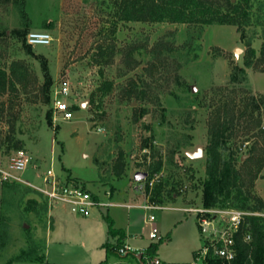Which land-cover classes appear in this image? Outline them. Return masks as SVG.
<instances>
[{"label": "rangeland", "instance_id": "obj_1", "mask_svg": "<svg viewBox=\"0 0 264 264\" xmlns=\"http://www.w3.org/2000/svg\"><path fill=\"white\" fill-rule=\"evenodd\" d=\"M115 1L0 0V67L7 70L17 61L27 70L23 82L0 93V159L29 156L30 164L17 175L30 185L42 186V177L51 169L61 182L77 184L105 201L104 192L112 190L108 201L133 206L145 202L144 193L133 190V174L161 163L154 174L162 184L159 204L185 210L152 211L158 232L171 231V241L159 243L157 254L166 249L172 260H190V248L202 244L196 214L189 209L201 207L210 114L218 105L234 104L241 110L264 96V58L259 51L264 5L256 4L250 24L238 30L117 21ZM31 31L48 33L50 44L26 46L23 37ZM104 81L112 83L111 91L91 101ZM60 82L70 86L63 101L72 115L53 123L47 97L51 99L53 86ZM253 117L264 127L262 105ZM240 123L228 144L243 160L255 143L262 144L257 129L246 132V124ZM197 145L202 156L189 158L187 153ZM7 146L12 147L8 154ZM240 165L241 160L236 167ZM17 185L0 189V264L32 242L43 247L45 261L14 264H98L105 253L100 247L106 239L104 217L127 213L110 208L102 216L84 218L60 206L43 212L32 202L41 205L39 194ZM153 192L154 187L151 198ZM250 193L264 202V165ZM149 212L129 209L138 232H148L143 219ZM129 262L138 264L132 258Z\"/></svg>", "mask_w": 264, "mask_h": 264}, {"label": "trees", "instance_id": "obj_2", "mask_svg": "<svg viewBox=\"0 0 264 264\" xmlns=\"http://www.w3.org/2000/svg\"><path fill=\"white\" fill-rule=\"evenodd\" d=\"M264 5V0H116L115 17L117 21L124 22H148V23H170L187 25H219L233 26L238 30L243 29L250 24L252 10L256 4ZM264 32V30H263ZM24 34V39H25ZM26 46H28L26 44ZM30 47V46H28ZM260 58H264V41L260 46ZM132 50L128 51V63H130ZM254 55L253 49L250 50ZM27 53H30L28 50ZM251 57V56H250ZM245 64L249 66L246 60ZM45 70V67H44ZM242 80L246 79L243 69H240ZM49 79L48 74H44ZM27 76L26 67L17 61L10 63L7 70L0 67V93L8 87H13L25 80ZM112 89V83L104 81L97 87L94 93L90 95V100L95 95L106 96ZM47 101L51 99L47 97ZM1 102V106H3ZM264 107V96L260 97V102L252 99V103H245L240 110H235L234 104L230 108L227 105H218L213 108L208 121V138L204 147V178L201 181V207L205 209L212 208H235L244 211L264 213V202L251 195L250 190L258 177V173L264 165V127H261V120L254 118L255 111ZM45 119L50 125V114L45 115ZM246 124L245 131L250 132L257 129V138L261 142V147L255 143L249 150V156L242 160V155L238 156L237 149L229 146L228 142L233 138L240 127L241 122ZM15 149V145H13ZM12 147L7 146V154ZM241 160L240 167H236L237 161ZM123 163H120L115 170L120 175ZM161 163L155 166L148 165L144 172L150 179L159 172ZM160 181V180H159ZM17 183H5L1 188H14ZM162 184L157 183L154 186V196L152 201L160 203ZM42 203L37 204L41 211L45 212L47 204L45 200L38 195ZM155 197V198H154ZM107 224V234L109 237L116 238L115 243L105 242L102 248L105 251V259L100 264H109L111 257L117 260H123L117 254L116 249L124 244V233L120 229H114L112 220L105 216ZM27 230V229H25ZM248 234L250 240L243 241V235ZM169 236V235H168ZM236 257L232 264H264V218L251 216L245 219L244 225L234 236ZM150 244L146 252L154 255L158 244ZM43 247L32 242L26 249H23L13 259L5 264L13 262H44L45 257L41 252Z\"/></svg>", "mask_w": 264, "mask_h": 264}, {"label": "built area", "instance_id": "obj_3", "mask_svg": "<svg viewBox=\"0 0 264 264\" xmlns=\"http://www.w3.org/2000/svg\"><path fill=\"white\" fill-rule=\"evenodd\" d=\"M52 38L46 32L31 31L25 36L28 46L50 44ZM71 93L67 82H60L53 86L51 93V117L52 122L56 120L68 121L71 118V109L63 101ZM31 158L25 154H17L0 159V189L5 183H18L28 187L38 193L46 202L48 211L53 206L67 208L70 212L81 216L89 217L93 211L106 212L111 207L140 208L150 211L144 219V224L148 225V237L150 240L158 241L161 237L155 227L156 217L152 211H162L170 209L151 200L150 191L159 182V176L148 179L145 177L141 181H136L133 187L135 192L143 194L145 202L138 206L117 205L108 201L110 193L105 192V200H101L91 195L77 184L61 182L51 169H48L42 177V186L30 185L17 175V172L24 171L30 164ZM148 191V192H147ZM185 210V209H183ZM190 212L196 214V222L199 234L202 237V244L197 248L186 262L164 261L156 254L149 255L144 250H135L130 245L124 243L116 249L121 257L131 256L138 264H232L236 257L234 236L244 225L247 217H263L264 213L244 211L235 208H212L205 209L190 208ZM248 234L243 235V241L248 242Z\"/></svg>", "mask_w": 264, "mask_h": 264}, {"label": "crops", "instance_id": "obj_4", "mask_svg": "<svg viewBox=\"0 0 264 264\" xmlns=\"http://www.w3.org/2000/svg\"><path fill=\"white\" fill-rule=\"evenodd\" d=\"M106 192H109L110 193V198L112 197V194H113V192H112V190H110V191H106ZM104 195H105V192H104ZM97 197V196H96ZM99 198V197H98ZM173 198H175V197H173ZM100 199V198H99ZM110 200V199H109ZM114 204H116V203H114ZM117 205H129L128 203H126V204H117ZM167 207V206H166ZM111 208H119V209H125L126 210V214H125V216L123 217H120L119 218V216L117 215V214H115L114 215V217L112 218H110L108 215H106V216H108L111 220H112V222H113V227H114V229H120V230H122L123 231V233H124V239H123V241H124V243H126V244H128V245H130L131 247H133L135 250H144V249H147V247L150 245V244H153V243H156L157 241H153V240H150L149 239V237H148V232H146V231H143V232H138V226H139V224L136 222V220L134 219V217L130 214V213H128V211H129V209L130 208H126V207H111ZM133 208V207H132ZM169 208V207H168ZM110 209V208H109ZM108 209V210H109ZM184 208H182V207H177V208H174V209H169V210H176V211H179V212H182V211H184L183 210ZM107 210V211H108ZM169 210H167V211H169ZM107 211H106V213H107ZM48 213H49V211H48ZM95 213V214H94ZM94 214V215H93ZM93 215V217L92 218H96V216L97 215H103V212H99V211H93L92 213H91V215L90 216H92ZM89 216V217H90ZM84 218H87V217H84ZM119 221V222H118ZM143 222H144V219H143ZM156 227V226H155ZM158 234L161 236V240L162 241H164V240H166V241H171V231H163L162 233L160 232H158ZM169 235V236H168ZM45 236H46V245H47V241H48V230H47V232H46V234H45ZM49 237H50V234H49ZM116 238L117 237H114V238H111V237H109L108 236V234H107V230H106V239H105V241L103 242V243H101V245H100V247L102 248V245L105 243V242H110V243H114L115 241H116ZM144 240L146 241V242H144ZM166 246H168V244L166 245ZM199 247V246H198ZM197 246H194L193 248H190L191 249V252H190V254H191V256H192V253L198 248ZM103 249V248H102ZM157 249H158V247H157ZM157 249H156V251H155V254L158 256V257H160L161 259H163L164 261H168V262H186V261H189V260H172V259H175L174 257H173V255L171 254V253H169V252H167V250L166 249H162V251H160L159 253V255L157 254ZM159 250V249H158ZM103 251H104V249H103ZM105 252V251H104ZM132 258V257H131ZM131 258H129V257H126L125 259H123V260H117L116 258H110L109 259V264H116V263H126V264H131L129 261L131 260ZM105 259V253H104V257H103V259L101 260V261H99L98 262V264H100V262H102L103 260ZM130 259V260H129ZM133 259V258H132ZM129 260V261H128ZM134 260V259H133ZM136 261V260H135ZM137 262V261H136ZM138 263V262H137ZM12 264H14V262L12 263Z\"/></svg>", "mask_w": 264, "mask_h": 264}, {"label": "water", "instance_id": "obj_5", "mask_svg": "<svg viewBox=\"0 0 264 264\" xmlns=\"http://www.w3.org/2000/svg\"><path fill=\"white\" fill-rule=\"evenodd\" d=\"M232 1H233V0H232ZM233 53L236 55V54H237V50H235ZM195 90H196L195 87H192V91L194 92ZM81 105L83 106V103H82ZM187 156H188L189 158H191V159H195V158H199V157H201V156H202V147H201L200 145H197V146L193 149L192 152L187 153ZM146 176H147V175H146L145 172H139V171H137V172H135V173L133 174V177H132V178H133L134 181H141V180H143ZM116 264H126V263H116Z\"/></svg>", "mask_w": 264, "mask_h": 264}]
</instances>
